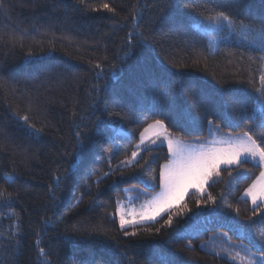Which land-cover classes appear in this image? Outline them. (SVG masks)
Listing matches in <instances>:
<instances>
[{
	"label": "trees",
	"instance_id": "16d2710c",
	"mask_svg": "<svg viewBox=\"0 0 264 264\" xmlns=\"http://www.w3.org/2000/svg\"><path fill=\"white\" fill-rule=\"evenodd\" d=\"M219 11L236 24L215 33L205 17ZM262 21L264 0H0V264H258L264 202L241 198L262 172L250 162L153 223L121 229L112 214L159 190L167 147L140 139L155 120L185 142L260 143ZM221 87L226 107L202 99Z\"/></svg>",
	"mask_w": 264,
	"mask_h": 264
},
{
	"label": "snow or ice",
	"instance_id": "6c2138e0",
	"mask_svg": "<svg viewBox=\"0 0 264 264\" xmlns=\"http://www.w3.org/2000/svg\"><path fill=\"white\" fill-rule=\"evenodd\" d=\"M79 2L83 3V0H79ZM103 7L109 12L115 11L110 8L108 4H104ZM205 19L217 28L223 27L226 23L227 27L232 29L236 24V20L225 11H219L214 15H208ZM161 23L170 25L175 23V21L171 16L165 15L161 17ZM239 23L243 24V20H240ZM261 31L264 32V21H262ZM260 80L262 84H264V75L260 77ZM256 91L260 94V103L264 104V88ZM228 92L229 89L224 87L219 89L213 88L211 92L207 96L202 97V99L210 104L216 97H219L220 102L226 107L228 101L225 97ZM177 118L178 120H187L190 118V113H180ZM21 119L27 124V116L21 117ZM208 123L211 124L212 121L209 120ZM29 127H31V125H29ZM155 128L165 129L164 121L158 119L152 124H149L148 127L140 133L141 141L144 140L145 133ZM165 132L167 133L166 129ZM77 135H79V133H77ZM165 139L167 140L171 159L162 166L159 176L161 191L150 202L148 210L140 214L141 221L155 220L166 208H171L173 204L183 199L184 194L191 187L203 191V184L210 178L212 169L217 167L220 163L229 165L233 163L243 164L249 158L255 161L256 158L259 157V162L264 164V147L261 146L264 144V133L261 134V141L258 143L248 132H244L240 138L234 141H226L225 143L228 144L227 148L189 145L183 143L178 137L170 138L168 134L165 135ZM153 143H155V140ZM132 156L135 158L137 152H133ZM7 178L9 180L13 179V177ZM260 178L264 179V172L260 173ZM255 187L256 184L254 182L252 187L246 191V196L251 197L254 205L257 203L258 197L264 201V189L257 193L253 191ZM210 199L215 203L214 198ZM212 211L215 212L217 209L213 208ZM119 223L120 227L124 228L125 225H134L136 221L134 219H126L125 216L121 214ZM171 223L172 218L169 217V219L165 221V224L170 225ZM254 223L255 221H250L249 227ZM125 235H129V233L125 232ZM131 235H136V233L133 232ZM261 240L264 241V233H262ZM89 247H92V245H89ZM261 249L264 250V242L261 243ZM41 251H43V249H41ZM76 255L77 253L74 252L73 256ZM232 259L235 260L236 257L233 256ZM79 264H96V262L94 259H86L83 254H79ZM249 264H251V262H249ZM258 264H264V257L260 258Z\"/></svg>",
	"mask_w": 264,
	"mask_h": 264
},
{
	"label": "rangeland",
	"instance_id": "374dc122",
	"mask_svg": "<svg viewBox=\"0 0 264 264\" xmlns=\"http://www.w3.org/2000/svg\"><path fill=\"white\" fill-rule=\"evenodd\" d=\"M213 30H214L215 33H217L219 31V28L215 27V28H213ZM217 45H218V39L213 37L211 39V41H210V47H209L211 53L216 52ZM147 127H145V128H147ZM144 129L141 132H143ZM165 129H160V128L150 129L147 133H145V138H144L143 141H141V143H145V142L150 141V140H157V141L158 140H161L162 145H165L167 147V150H168L167 140L165 139V135L168 134V132L166 133L165 132ZM242 135L243 134H240V135H223V136H217V137H213L212 139L208 140L205 143H200V144L199 143L197 144V143L185 142V141H182V140L181 141L183 143H185V144L195 145V146L205 145L206 147L207 146H213V147H217V148H227L228 147V144L225 143L226 141H230V140L234 141V140L240 138ZM170 138H172V137L170 136ZM168 154H169V159H168V161L166 163H168L169 160L171 159V154L169 153V150H168ZM246 162H250L251 164H253L255 166L261 167L262 168V172H264V164H262V163L259 162V157H257L255 161H253L251 158H249ZM165 164H163V165H165ZM235 165H237V164L236 163H233V164L229 165V164H225V163H220L217 167H215L214 169H212L210 178L207 180L206 183L203 184V191H199L195 187L189 188L188 191L184 194L183 199L177 201L175 204H173L171 206V208H166L159 216H157L155 218V220L141 221L140 220V214L142 212H145V211L148 210L149 205H150V202L161 191V188L160 187H159V190L156 193L152 194L148 199H146L142 203H134L133 200H132V198L130 196H127L125 199H123L121 201H118L117 202V205H116V208H115V212L112 214V217L116 218V220L118 221L119 227H120L119 219H120V215L121 214H123L126 219H134L136 221V223L134 225H125L124 228H121L120 227L121 229L135 227V226H138V225H143V224H148V223H153V222L157 221L158 219H160L164 214H166L167 212H169L173 208L179 206L184 201V199L186 198V196L189 193H191V192H199V193L204 192L205 189H206V186L211 181L213 172H215L217 169L223 168V167L235 166ZM161 169H162V167H161ZM255 184H256V187H255V189H253V191L259 193L262 189H264V179L260 178V176L255 181ZM252 185L249 188H251ZM247 190H245L241 194V198L242 199L249 200L252 203L251 197L246 196V191ZM261 202H264V201H262L258 197L257 203L255 205H257V204H259Z\"/></svg>",
	"mask_w": 264,
	"mask_h": 264
}]
</instances>
